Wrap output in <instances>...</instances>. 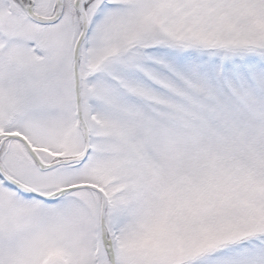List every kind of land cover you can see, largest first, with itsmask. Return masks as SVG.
Returning a JSON list of instances; mask_svg holds the SVG:
<instances>
[{"label": "snow or ice", "instance_id": "6c2138e0", "mask_svg": "<svg viewBox=\"0 0 264 264\" xmlns=\"http://www.w3.org/2000/svg\"><path fill=\"white\" fill-rule=\"evenodd\" d=\"M0 264H264V0H0Z\"/></svg>", "mask_w": 264, "mask_h": 264}]
</instances>
